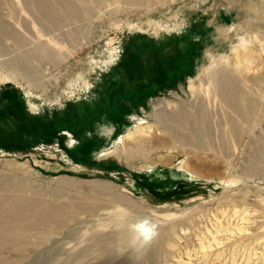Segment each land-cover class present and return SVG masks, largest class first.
<instances>
[{
    "label": "rangeland",
    "instance_id": "rangeland-1",
    "mask_svg": "<svg viewBox=\"0 0 264 264\" xmlns=\"http://www.w3.org/2000/svg\"><path fill=\"white\" fill-rule=\"evenodd\" d=\"M0 264H264V0H0Z\"/></svg>",
    "mask_w": 264,
    "mask_h": 264
},
{
    "label": "snow or ice",
    "instance_id": "snow-or-ice-1",
    "mask_svg": "<svg viewBox=\"0 0 264 264\" xmlns=\"http://www.w3.org/2000/svg\"><path fill=\"white\" fill-rule=\"evenodd\" d=\"M142 227V226H141ZM143 230V229H142Z\"/></svg>",
    "mask_w": 264,
    "mask_h": 264
},
{
    "label": "bare ground",
    "instance_id": "bare-ground-1",
    "mask_svg": "<svg viewBox=\"0 0 264 264\" xmlns=\"http://www.w3.org/2000/svg\"><path fill=\"white\" fill-rule=\"evenodd\" d=\"M252 97V96H251Z\"/></svg>",
    "mask_w": 264,
    "mask_h": 264
}]
</instances>
